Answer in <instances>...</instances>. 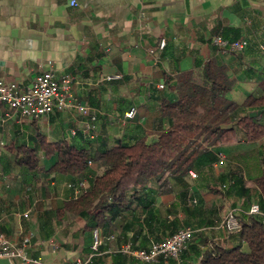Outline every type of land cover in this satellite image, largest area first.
Listing matches in <instances>:
<instances>
[{
	"label": "crops",
	"instance_id": "0c3cea01",
	"mask_svg": "<svg viewBox=\"0 0 264 264\" xmlns=\"http://www.w3.org/2000/svg\"><path fill=\"white\" fill-rule=\"evenodd\" d=\"M215 35L246 39L249 45L224 53L214 45ZM211 61L226 70L232 83L227 96L234 104L242 106L262 94L264 0H0V79L26 89L36 76L53 69L58 79H71L76 102L97 117L91 121L77 109H65L33 121L2 122L7 107L0 105V233L18 245L30 237L27 254L40 264L87 258L96 228H87L86 219L63 209L105 168L95 159L78 176L55 172L58 154L47 155L41 139L85 148L95 157L134 142L143 132L166 130L161 105L176 100L167 79L193 72L204 83ZM132 108L137 114L125 119ZM89 123L93 128L87 131ZM235 136L210 148L218 161L191 170L196 178L169 179L163 188L152 182L110 228L97 227L104 242L89 264H137L120 251L123 246L148 250L188 227L195 230L198 250L212 244L247 250L239 234L220 222L229 210L242 213L264 198L256 185L264 177V136L250 141L239 128ZM29 150L37 152L35 169L23 161ZM183 255L180 263L160 264H198L193 252L186 259Z\"/></svg>",
	"mask_w": 264,
	"mask_h": 264
},
{
	"label": "trees",
	"instance_id": "16d2710c",
	"mask_svg": "<svg viewBox=\"0 0 264 264\" xmlns=\"http://www.w3.org/2000/svg\"><path fill=\"white\" fill-rule=\"evenodd\" d=\"M205 75L207 81L204 83L197 81L193 72L167 79L176 100L162 102V117L169 124L166 130L155 134L143 132L134 142L100 151L95 157L85 148L68 143L49 144L41 139L47 155L58 154L55 172L78 176L86 172L89 162L95 159L105 168L82 196L65 204L63 211L86 219L87 228L106 230L130 208L133 197L152 182L163 188L169 179H182L200 164L218 161L210 148L235 140V128L241 129L250 141L262 138L264 83L260 96H251L245 104L238 106L227 96L232 83L224 68L211 61L206 65ZM252 113L257 116L250 117ZM36 154L29 150L23 158L31 169L37 167ZM256 185L264 193V177L258 179ZM182 197V202L187 204V196ZM258 205L264 211V198H260ZM237 219L240 224L237 231L225 230L239 234L248 245L247 250L241 245L229 248L212 244L201 251L194 235L182 254L184 259L191 251L197 256L198 264H264L263 219L245 212ZM161 261L163 259L157 264ZM137 264L141 263L137 260Z\"/></svg>",
	"mask_w": 264,
	"mask_h": 264
},
{
	"label": "built area",
	"instance_id": "2783aa9c",
	"mask_svg": "<svg viewBox=\"0 0 264 264\" xmlns=\"http://www.w3.org/2000/svg\"><path fill=\"white\" fill-rule=\"evenodd\" d=\"M214 45L224 52H241L244 51L249 42L246 39L229 40L222 35H215L212 39ZM166 43L161 44V48H165ZM156 50L151 51L155 54ZM120 76L107 77L108 80L119 78ZM164 88V85H160ZM0 105L7 107V113L2 122L13 118L20 120H37L56 110L77 109L85 116H91V121H96V115L90 114V108L82 106L76 102V98L71 89V79L66 78L60 80L57 78L53 69L42 72L36 76L34 82L23 89L16 81H8L0 79ZM137 114V109L132 108L124 116L125 119H132ZM93 125L87 124V131L92 130ZM93 138V136H92ZM221 160L223 159L220 155ZM193 178L197 174L190 171ZM192 204L197 203L196 200L190 201ZM240 209H231L220 222V227L229 231H237L240 228L238 215ZM247 214L259 215L264 222V211L258 204H253L248 210L243 211ZM29 214H25L28 217ZM195 235V230L188 227L181 229L168 238L152 244L148 250H137L131 245L123 246L120 251L135 257L141 264H157L160 260H175L181 262L183 252L188 248L190 242ZM32 239L25 238L20 245L16 244L8 235L0 233V259H7L11 264H40V260L32 259L27 254V249L31 245ZM104 242V236L100 229L94 230V242L92 245L93 252L87 258L77 259L75 264H89L92 262L95 254L99 251L100 246Z\"/></svg>",
	"mask_w": 264,
	"mask_h": 264
},
{
	"label": "water",
	"instance_id": "95a60500",
	"mask_svg": "<svg viewBox=\"0 0 264 264\" xmlns=\"http://www.w3.org/2000/svg\"><path fill=\"white\" fill-rule=\"evenodd\" d=\"M255 116H257V113L250 114V117H255ZM0 264H11V263L7 259H0Z\"/></svg>",
	"mask_w": 264,
	"mask_h": 264
}]
</instances>
